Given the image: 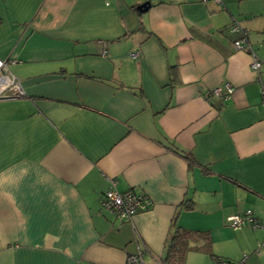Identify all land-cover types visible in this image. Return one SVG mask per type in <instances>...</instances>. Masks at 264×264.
Listing matches in <instances>:
<instances>
[{
    "label": "crops",
    "instance_id": "crops-1",
    "mask_svg": "<svg viewBox=\"0 0 264 264\" xmlns=\"http://www.w3.org/2000/svg\"><path fill=\"white\" fill-rule=\"evenodd\" d=\"M0 58L23 93L0 101V264H163L177 227L264 264V229L228 224L264 225V0H0ZM112 188L151 205L121 223Z\"/></svg>",
    "mask_w": 264,
    "mask_h": 264
},
{
    "label": "built area",
    "instance_id": "built-area-1",
    "mask_svg": "<svg viewBox=\"0 0 264 264\" xmlns=\"http://www.w3.org/2000/svg\"><path fill=\"white\" fill-rule=\"evenodd\" d=\"M217 3H221V0H215ZM230 32L233 34L241 35L239 39L234 42V46L237 50L247 49L253 56L252 68L255 71H259L262 67V63L256 56L247 41V33L242 30L238 22H234L230 27ZM139 53H132L131 57L136 59L139 57ZM8 62L0 58V101L6 99H15L22 95L20 91V83L12 78L7 71ZM225 90V91H224ZM233 93V88L226 85L225 88H217L210 96H217L222 98H229ZM150 200L143 194L136 193L133 190L121 193L115 188L108 190L101 199V206L104 210L114 215L121 223L131 220L140 211L146 210L150 207ZM229 227L234 231H237L245 226H250L254 230L264 229V225L259 223L254 217L252 211H246L244 214H235L228 218ZM260 249L264 248V240L260 244ZM126 264H145L143 259V253L139 252L136 255H130L127 258Z\"/></svg>",
    "mask_w": 264,
    "mask_h": 264
},
{
    "label": "trees",
    "instance_id": "trees-1",
    "mask_svg": "<svg viewBox=\"0 0 264 264\" xmlns=\"http://www.w3.org/2000/svg\"><path fill=\"white\" fill-rule=\"evenodd\" d=\"M238 23L240 24V22ZM241 28L248 35V32L244 30L242 26ZM186 208L191 209L190 206H187ZM212 246V237L209 232L189 231L177 227L170 237L167 247V256L166 259H164L163 264H184L186 256L191 250H199L209 254L218 264H222V260L217 259L213 254Z\"/></svg>",
    "mask_w": 264,
    "mask_h": 264
},
{
    "label": "water",
    "instance_id": "water-1",
    "mask_svg": "<svg viewBox=\"0 0 264 264\" xmlns=\"http://www.w3.org/2000/svg\"><path fill=\"white\" fill-rule=\"evenodd\" d=\"M148 8H149V5H148V4H143V5H140V6L138 7V10H139L141 13H143V12H146V11L148 10Z\"/></svg>",
    "mask_w": 264,
    "mask_h": 264
}]
</instances>
